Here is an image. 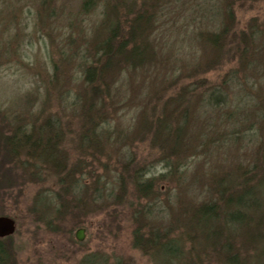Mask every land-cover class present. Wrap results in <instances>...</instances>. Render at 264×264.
<instances>
[{
	"label": "trees",
	"instance_id": "obj_1",
	"mask_svg": "<svg viewBox=\"0 0 264 264\" xmlns=\"http://www.w3.org/2000/svg\"><path fill=\"white\" fill-rule=\"evenodd\" d=\"M80 4L81 16L101 6V18L90 30V38L84 32H79L64 40L67 46L66 60L68 63L74 61L80 74V83L73 84L79 90L67 91L71 112L66 114L65 107L59 103L56 109L50 111L45 99H41L34 109L32 121H27V118L24 121L15 115L8 116L0 110V200L15 201L20 195L15 190L23 192L25 185L37 184L39 188L28 207L33 209L28 211L32 222L42 223L47 231H56L59 226L62 231L70 232L72 226L59 219L70 213V209H87L90 202L95 204V200L99 199V205L96 203L95 208L107 209L121 202L131 184L138 199L131 217L134 224L131 247L139 249L149 259L153 258L154 264L158 261H161L160 264H264V99L259 96L246 102L244 96L238 94L231 101L225 94L224 84L210 87L207 78L199 77L200 86L206 90L198 107L203 113L209 103V108H214L216 113L208 118L211 121L208 122L195 117L194 108H179L185 101L189 102V94L193 92L187 85H181L177 93L169 95L162 105L164 116L169 113L174 116L177 112L178 117L182 118L178 137L173 129L166 134L170 144H174L160 149L158 158L164 161L165 170L143 178L146 170L137 165L132 155L122 163L120 172L115 175L112 184L117 192L112 193L113 187L105 184L112 181L114 174L107 177L101 172L107 164L101 162L100 157L106 154L109 147V144H105L106 140L103 141L105 133L102 130L108 129L105 124L115 116L112 104L118 89L113 82L125 71L156 67L155 61L159 59L160 51L155 49V40L150 36L162 28L171 29L172 22L168 21L176 5H167L158 0H148L138 5L128 0H81ZM233 6L232 0L225 1V22L219 30L206 32V35L199 31L196 38L209 45L210 56L200 69L192 70V76L203 75L221 65L225 57L224 49L229 52V60L238 63V70L251 71V78L256 71L258 73L254 77L261 76L258 67L253 66H257L252 46V31L255 30L251 26L245 33L236 28ZM80 30L89 29L83 24L81 28L79 26ZM80 35L88 39L83 51L73 46L80 40ZM65 51L66 47L62 52ZM61 65L62 56L53 66L54 76L51 80L54 79L56 86L63 79L62 68L59 69ZM238 70H231L235 83L240 81ZM244 102L252 106L250 113L244 112ZM169 104L173 108L167 110ZM137 113V120L132 125L127 124L134 127L132 138L143 141L152 135V125L146 124L144 112ZM64 115L68 116L65 120L67 123L63 121ZM229 120L233 124L227 129ZM28 125L30 129L25 132L22 128ZM248 129L251 136L247 142L256 144L251 164L244 159V153L234 155L231 165L218 167L213 164V154L221 147L220 142H224V137L230 136L234 144L245 143L242 134ZM153 135L157 137L156 133ZM119 136L120 133L114 137L115 142H118ZM150 144L154 145L152 138ZM70 149L79 155L71 157ZM199 157L204 160L197 162L191 171V159L194 162ZM209 157L211 161H208ZM27 174L30 175L26 177ZM216 175L229 179L224 187H216ZM164 181L177 188L173 196L177 201L182 202L181 196L189 195L190 191L198 195H189L190 201H197L189 208L191 210H187L186 205L176 204L175 209H183V212L173 213L174 207L167 201L174 220H167L166 225L161 226L148 221L155 216L151 208L141 211L143 209L139 207L143 206L141 199L151 200L158 193H164L161 189ZM212 192L217 194L215 199L211 198ZM105 195L114 199L107 202ZM190 201L186 199L185 204ZM34 209L40 211L35 212ZM138 214L149 217L140 220ZM57 221L58 225L55 223ZM73 222L78 224L81 220ZM7 238L10 239V236ZM7 238H0V264H14V250L4 242ZM114 264L127 263L118 259Z\"/></svg>",
	"mask_w": 264,
	"mask_h": 264
},
{
	"label": "rangeland",
	"instance_id": "obj_2",
	"mask_svg": "<svg viewBox=\"0 0 264 264\" xmlns=\"http://www.w3.org/2000/svg\"><path fill=\"white\" fill-rule=\"evenodd\" d=\"M128 1L138 5L148 0ZM158 1L176 7L171 14L172 18L168 21L172 22L171 29L162 28L150 36L155 40V49L160 51V57L155 61L156 67L135 68L127 73L125 71L118 76L117 81L113 82L114 87L118 89L113 96L115 102L112 104L115 116L105 124L108 129L102 130L105 133L102 136L103 141L106 140L105 144L107 146L109 144V147L106 148V154L100 157V161L107 164L105 170L101 169V172L107 177L114 174L112 181L105 184L107 187H113L112 193L117 192L116 186L112 184L115 175L120 172L122 163L132 155L135 156L137 165L146 170L142 175L143 178L157 175L165 170L164 161L158 158L161 154L160 149L174 144V142L170 144L166 134L169 129H173L178 137L182 118L178 117L177 112L174 116H170V113L164 116L162 105L169 95L177 93L181 85H187L193 92L189 94V102L185 101L179 108L184 106L194 108V116L208 122H211L208 118L214 117L216 113L214 108H209L211 107L209 103L204 107L203 113L201 107H198L201 99L205 97L206 90L205 87L200 86L199 77L207 78L210 87L224 84L225 94L231 101H234L238 94H242L246 102L253 101L259 96L264 99V64H262L264 63V0H232L237 21L236 28L245 33L249 28L251 29V26L255 30L252 31L254 33L252 46L253 58L257 60V66H253L258 67L261 76L254 77L255 73H258L256 71L252 78L249 77L251 71L238 70V63L229 60V52L226 49L223 52L225 57L221 65L215 66L216 68L203 75L190 74L192 70L200 69L210 56L209 45L196 37L199 31H203L202 34L206 35V32L219 30L222 27L225 22L226 0ZM80 3L81 0H0V110L4 114L15 115L23 118L24 121L26 118L27 121L28 119L32 121L34 109L40 104L41 99L46 100L45 103L50 106L48 109L50 111L56 109L59 103L65 107L66 114L71 112L68 108L67 91L79 90L73 84L80 83V74L75 62L68 63L66 60L67 46L64 40H68L67 36H76L79 32L89 36L93 25L101 18L99 15L101 6L81 16ZM164 16L163 14L162 17ZM83 24L89 29L88 31H79V26L81 28ZM87 40L80 35V40L73 46L83 51ZM65 47L66 51L62 52ZM61 56L62 65L59 69L62 68L63 79L61 78V83L56 86L57 83L54 79L51 80V77L54 76V63L58 62ZM230 67L238 70L240 83H235ZM243 105L244 112L250 113L252 106L245 102ZM172 108V104L166 107L167 110ZM229 108L230 106L225 110ZM140 111L144 112L146 124L152 125L150 128L152 135L149 137L147 133L148 137L143 141L132 138L131 132L134 131V127L127 124L132 125L137 120V112ZM67 117H63L65 123ZM233 120L235 121L236 118ZM232 124L229 120L226 123L227 129H230ZM22 129L26 132L30 126H24ZM141 130L145 131L142 128ZM118 133L120 136L118 142H115L114 137ZM153 133H156L157 137ZM250 136L251 131L245 130L242 139L246 142L238 144H234L230 136L224 137V142H220L221 147L216 151L218 154L216 152L213 154V164L218 167L231 165L234 162L232 161L234 155H242V153L244 159L251 164L256 144L247 142ZM151 138L154 140V145L150 144ZM67 145L70 147L68 142ZM69 153L73 158L75 154L79 155L71 149ZM85 159L88 158L85 156ZM202 160H204L202 157L194 162L191 159V171L194 165L197 166V162ZM208 161H211L210 157ZM211 164L209 162L210 166ZM29 175L27 174L26 177ZM216 180L217 188L224 187L229 181L227 177L218 175ZM171 186L168 181H164L161 187L164 193H158V196L151 200L141 199L143 206L140 205L139 209L144 211L151 208L155 214L154 219L148 220L150 223L156 222L162 226L166 225L167 220H174L167 201L172 203L173 213L183 212V209H175L176 204L186 205L187 210H191L189 208L196 204L197 201L194 203V200L189 199L191 195H198L195 191H190V196H181L182 202H180L173 197L177 188ZM128 187V192L122 196L124 198L121 202L114 203L107 209L95 208L94 205L100 199L95 200V204L90 202L87 209H70V213L67 212L59 218L62 223L72 226L70 232L62 231L59 226L56 231H47L42 223L32 222V216L28 211L33 209L28 207L39 188L37 184L25 185L23 192L15 190L14 192L20 194L15 201L0 200V215L12 217L15 222V230L9 235L10 239L7 236L4 240L14 250V264H114L118 259L124 260L127 264H154L153 258V260L149 259L148 255L131 247V232L134 226L131 217L135 213L134 207L138 205V199L132 185ZM216 195L212 192L211 198L215 199ZM104 198L108 199L107 202L114 199L110 195H105ZM186 199L190 203L185 204ZM36 210L40 211L34 209L35 212ZM51 214L53 215V212ZM137 216L140 220L149 217L144 218V214ZM76 219L81 220V223H74ZM55 223L58 225V221ZM79 228H83L82 240L75 238V232ZM160 263L161 261H158L156 264Z\"/></svg>",
	"mask_w": 264,
	"mask_h": 264
},
{
	"label": "water",
	"instance_id": "obj_3",
	"mask_svg": "<svg viewBox=\"0 0 264 264\" xmlns=\"http://www.w3.org/2000/svg\"><path fill=\"white\" fill-rule=\"evenodd\" d=\"M15 230L14 220L6 215H0V237H5L11 235ZM75 237L77 240H82L84 237L83 228L77 229L75 232Z\"/></svg>",
	"mask_w": 264,
	"mask_h": 264
}]
</instances>
